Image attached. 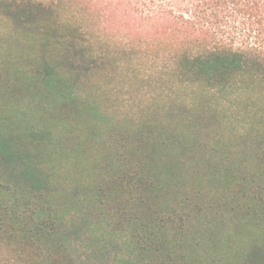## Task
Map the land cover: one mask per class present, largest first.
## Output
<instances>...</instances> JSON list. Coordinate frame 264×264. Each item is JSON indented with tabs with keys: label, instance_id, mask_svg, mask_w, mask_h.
<instances>
[{
	"label": "trees",
	"instance_id": "obj_1",
	"mask_svg": "<svg viewBox=\"0 0 264 264\" xmlns=\"http://www.w3.org/2000/svg\"><path fill=\"white\" fill-rule=\"evenodd\" d=\"M75 1L0 0V264H264V56L203 9L236 0L160 5L137 41Z\"/></svg>",
	"mask_w": 264,
	"mask_h": 264
},
{
	"label": "rangeland",
	"instance_id": "obj_2",
	"mask_svg": "<svg viewBox=\"0 0 264 264\" xmlns=\"http://www.w3.org/2000/svg\"><path fill=\"white\" fill-rule=\"evenodd\" d=\"M34 2L50 3L51 1L59 0H29ZM152 1V2H151ZM189 0H76L80 7L87 9L91 7L89 14L92 19V33L94 35H109L114 38L123 37L129 40H138L136 37V30L138 32L155 34V30H161L162 27L167 24L165 21H151L146 15L153 12H161L160 5L165 10L162 13L167 14L171 10L186 11L188 8ZM255 0H236L235 3L229 4V7L222 8L219 4L211 3L205 8H209L214 11H224V14H220V17L212 21L217 27H221L226 30L228 41L236 44H242L249 48V50L261 51L264 56V0H258L261 5L257 8H252V3ZM240 3V4H239ZM154 6V7H153ZM64 21L68 20V0H65L64 6ZM192 9V7H189ZM188 15V14H187ZM190 15V13H189ZM198 23L202 24V21L198 16L196 18ZM221 29V28H220ZM16 33L12 26L0 19V49L5 52L10 51V41L14 40ZM251 52H254L252 51ZM159 80H150L149 85L141 93L129 92L128 88L120 84L113 93H110L112 106H120L125 115H130L129 112L135 111V108L139 103L146 102L150 97L154 95L165 96L160 89ZM115 84H111V87ZM226 102L227 99H224ZM233 103V102H232ZM233 110H236L234 107ZM106 224H100L99 234L109 240V232L107 231Z\"/></svg>",
	"mask_w": 264,
	"mask_h": 264
}]
</instances>
